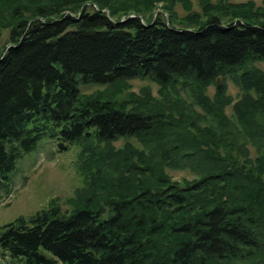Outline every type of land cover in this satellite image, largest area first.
<instances>
[{
	"label": "trees",
	"instance_id": "obj_1",
	"mask_svg": "<svg viewBox=\"0 0 264 264\" xmlns=\"http://www.w3.org/2000/svg\"><path fill=\"white\" fill-rule=\"evenodd\" d=\"M159 1L0 0V37L10 31L0 194L45 138L79 148L83 181L70 210L52 200L2 226L0 253L23 264H264V72L251 67L264 61V8L202 0L199 13L170 0L166 21L147 15ZM132 80L157 84L160 100L149 89L119 100ZM89 85L107 89L82 94ZM231 105L239 128L224 115ZM167 168L199 178L180 184Z\"/></svg>",
	"mask_w": 264,
	"mask_h": 264
},
{
	"label": "rangeland",
	"instance_id": "obj_2",
	"mask_svg": "<svg viewBox=\"0 0 264 264\" xmlns=\"http://www.w3.org/2000/svg\"><path fill=\"white\" fill-rule=\"evenodd\" d=\"M170 0H161L155 3L154 8L147 15L154 16L163 14L166 21L169 20V11L167 10ZM192 5V10L201 13L202 0H188ZM214 5H238L253 3L255 9L264 8V0H211ZM175 11L180 17L187 15L181 2L177 3ZM263 21V19H260ZM230 18L225 17L223 23H228ZM177 25L180 24L177 21ZM10 31L2 30L0 37V51L9 45ZM252 68L264 72V61H258L251 65ZM221 81L218 80V83ZM228 95L234 102L240 99V90L230 81L227 80ZM128 89L118 97L119 100H125L130 93L139 95L145 89H149L152 95L160 100L159 86L148 80H132L128 83ZM107 86L89 85L82 86L81 93L93 95L97 92L106 91ZM216 93L214 85L210 86L207 94L213 98ZM191 103L190 100H187ZM200 114L198 126L201 129H207L212 124L211 117L207 116L200 108H197ZM224 115L229 119L231 125L239 128L233 112V105L226 108ZM213 126H216L215 123ZM136 149L142 150L143 147L135 139L127 141ZM244 140L239 139V145L242 146ZM125 141L120 140L115 143L117 149L125 147ZM250 156L256 157V150L252 145H248ZM79 148L72 146L67 152H59L57 143L54 140L43 139L39 142L37 149L26 154L18 160L15 171L12 174V182L9 193L0 194V228L5 224L15 221L19 217L29 218L37 212L48 207L49 202L57 200L63 211L70 210L67 200L75 196L78 189L83 187V181L76 173L75 164L78 158ZM166 174L174 182L184 184L186 182L196 181L199 177L188 170H173L167 168ZM21 258H12L9 254L0 253V264H23Z\"/></svg>",
	"mask_w": 264,
	"mask_h": 264
}]
</instances>
